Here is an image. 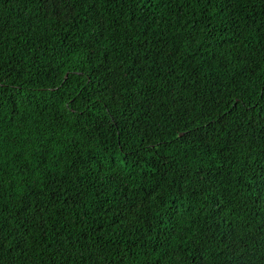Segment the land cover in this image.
I'll return each mask as SVG.
<instances>
[{
  "label": "trees",
  "instance_id": "trees-1",
  "mask_svg": "<svg viewBox=\"0 0 264 264\" xmlns=\"http://www.w3.org/2000/svg\"><path fill=\"white\" fill-rule=\"evenodd\" d=\"M0 264H264V0H0Z\"/></svg>",
  "mask_w": 264,
  "mask_h": 264
}]
</instances>
